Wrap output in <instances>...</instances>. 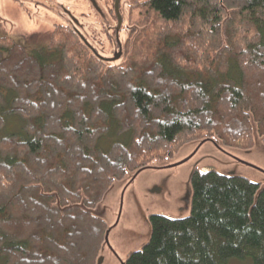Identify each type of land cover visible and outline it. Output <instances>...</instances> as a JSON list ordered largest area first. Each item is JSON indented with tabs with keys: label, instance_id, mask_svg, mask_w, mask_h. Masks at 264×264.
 <instances>
[{
	"label": "trees",
	"instance_id": "1",
	"mask_svg": "<svg viewBox=\"0 0 264 264\" xmlns=\"http://www.w3.org/2000/svg\"><path fill=\"white\" fill-rule=\"evenodd\" d=\"M138 7L118 62L64 26L0 33V133L20 126L0 140V264H97L109 226L92 210L127 174L198 140L251 150L252 120L264 138V0ZM116 136L128 142L103 151ZM191 184L190 215L150 214L125 264H264L262 185L215 171Z\"/></svg>",
	"mask_w": 264,
	"mask_h": 264
},
{
	"label": "rangeland",
	"instance_id": "2",
	"mask_svg": "<svg viewBox=\"0 0 264 264\" xmlns=\"http://www.w3.org/2000/svg\"><path fill=\"white\" fill-rule=\"evenodd\" d=\"M65 1L68 4L66 8L77 12V15L83 12L86 14L96 12L92 7L81 6L78 2L80 0ZM129 1L131 2L127 11L131 12L127 20L123 22V30L118 33L121 45H125L131 37V34L126 31L128 27H140L137 23L138 15L141 14L138 6L148 0ZM37 2L38 0H24L21 5L12 0H0V33L19 41L33 33L54 31L58 27L61 10L42 4L37 5ZM51 2L58 7L62 4L55 0ZM81 25L80 29L83 32L81 35L85 36L88 43L105 57L114 58L116 48L113 42L116 41L117 36L112 33L104 35L101 25L90 17L86 20L81 19ZM104 47L105 49H102ZM245 71L247 74L251 72L253 77L254 74L260 75L256 68L252 71L250 69L249 72L246 69ZM251 92L254 98L260 96L256 88ZM221 111L226 114L224 109ZM224 114H222L223 117ZM9 126L1 131L0 140L15 134L13 132H17L20 127L16 120H12ZM254 138L255 144L251 153L233 147L220 149L211 142L202 144L199 140L194 141L183 146L174 157L165 161H156L149 169L137 174L134 180L130 181L132 176L127 174L129 177L126 175L125 180L117 182L103 204L92 210L95 216L107 222L110 229L107 245L99 253L104 259L103 264H124L129 254L138 251L148 243L150 230L147 217L150 214H162L179 219L190 215V211L184 209V201L190 189V177L196 167L201 169L213 167L220 173L235 172L243 178L264 185V138L260 137L256 130ZM114 139L102 140L100 146L106 147L100 148L103 151L108 150L113 143H127L129 138L116 136ZM215 141L218 143L216 139ZM157 189L160 191L154 193ZM230 264H252V262L237 259L232 260Z\"/></svg>",
	"mask_w": 264,
	"mask_h": 264
},
{
	"label": "flooded vegetation",
	"instance_id": "3",
	"mask_svg": "<svg viewBox=\"0 0 264 264\" xmlns=\"http://www.w3.org/2000/svg\"><path fill=\"white\" fill-rule=\"evenodd\" d=\"M12 1L18 2L22 5L24 0H12ZM55 1L62 3L60 5V7H58L57 5L52 3L51 0H38V2L36 4L37 5L42 4V5L51 7V8L56 7L57 9L61 10L59 22L57 23V26H61V27L64 26V27H67L68 29H71V30H77L82 34L83 32L80 29L82 27L81 19L86 20L87 17H90L91 20H93L94 22H97L98 24L101 25V28H102L101 31L104 33V35L105 34L110 35L112 33L116 36H117V29L119 26L118 20H119V18H121L122 23L125 20H127L128 14L130 13L129 10L127 11V7L130 6V2H131L129 0H125V1L120 0L119 1L120 2L119 13H117V11H116V0H97L99 3H101V5L103 6L105 13H106L105 15L100 16L99 14H96V13L86 14L85 12L77 15V12H74L70 8H68V9L66 8L68 6V4L65 0H61V1L55 0ZM78 2L81 3V6L85 5L86 7L91 8L92 4L90 3L89 0H80ZM123 25H124V23H123ZM123 25L121 27L122 29H119V32L121 30H123ZM120 45H121V43H120ZM120 45L118 42V38H116L115 43H113V46H115L114 48L121 47ZM122 47H123V45H122Z\"/></svg>",
	"mask_w": 264,
	"mask_h": 264
},
{
	"label": "water",
	"instance_id": "4",
	"mask_svg": "<svg viewBox=\"0 0 264 264\" xmlns=\"http://www.w3.org/2000/svg\"><path fill=\"white\" fill-rule=\"evenodd\" d=\"M90 1V3L92 4L91 5V7L94 9V10H96V14H99L100 16H102V15H105L106 13H105V10H104V8H103V6L101 5V3H99L97 0H89ZM120 0H116V11H117V13H119V4H120V2H119ZM198 1H203V0H198ZM204 1H208V0H204ZM118 24H119V26H118V29H117V38H118V42H119V45H120V39H119V35H118V32H119V29H122L121 27H122V25H123V23H122V20H121V18H119V20H118ZM76 32L79 34V36H81V38H82V40L84 41V43H86V45L88 46V47H90V49L93 51V53L95 54V55H97V57H100V55H98V53L95 51V49L93 48V47H91L90 46V44L88 43V41L86 40V38H85V36H82L81 35V33L79 32V31H77L76 30ZM121 47H119V53L118 54H116L115 56H114V58H112V59H110V58H108V59H105V58H103V57H100L101 59H103L105 62H118V60H120V59H122L123 58V47H122V45H120ZM251 125H252V127H253V138H254V134H255V130L258 132V127L256 126V123L254 122V120H252V123H251ZM259 133V132H258ZM202 144H205V143H209V142H211V143H214V144H216L217 146H218V148H226V147H224L223 146V144L222 143H217L215 140H212V139H204V140H199ZM263 143H264V139H263ZM254 144H255V142H254ZM190 145V144H189ZM188 147V146H187ZM254 147V146H253ZM184 148H186V147H184ZM182 150V149H181ZM253 150H245V152H248V153H251ZM151 167V166H150ZM150 167H146L145 169H141V170H137V171H135L134 173H130V174H128L129 176H132V178H131V180L130 181H132V180H134L135 179V177H136V175L137 174H139V173H141V172H143V171H145L146 169H149ZM196 171H199V172H201V173H203V174H209V173H211L212 171H215V172H218L215 168H213V167H211V168H209V167H206V168H198V167H196L194 170H193V172H192V175H191V177H190V180H189V184H190V189H189V191H188V193L186 194L187 196H186V198H185V201H184V209L186 210V211H190V209H191V206H190V204H191V200H192V197H193V195H192V184H191V179H192V177H193V175L195 174V172ZM220 175H227V176H233V175H236V176H240V177H243V176H241V175H239L238 173H235V172H233V173H220V172H218ZM127 175V177H129ZM126 177V178H127ZM125 178V179H126ZM124 179V180H125ZM247 179V178H246ZM249 180V179H248ZM249 181H251V180H249ZM251 182H253V181H251ZM253 183H258V182H253ZM258 184H261L262 185V188H264V185L262 184V183H258ZM115 186V185H114ZM114 186H113V189H114ZM113 189L108 193V195L113 191ZM160 190H155V192L154 193H157V192H159ZM108 195H106L105 197H104V199L108 196ZM106 200V199H105ZM104 200V201H105ZM165 216V215H164ZM166 217H168V216H166ZM170 217V216H169ZM168 217V218H169ZM170 218H172V217H170ZM181 218H184V217H180V219ZM186 218V217H185ZM173 219H176V220H180L179 218H173ZM147 224H148V227H150V225H149V219H148V217H147ZM149 230H150V228H149ZM110 229L108 228V230L106 231L107 233H106V236H105V241H104V243H105V245H107V242H108V236H109V234H110ZM150 232H151V230H150ZM105 245L103 246V248H102V250L104 249V247H105ZM101 250V251H102ZM103 262H104V259L103 258H101V256H100V258H99V260H98V262H97V264H103ZM124 264H125V262H124Z\"/></svg>",
	"mask_w": 264,
	"mask_h": 264
}]
</instances>
